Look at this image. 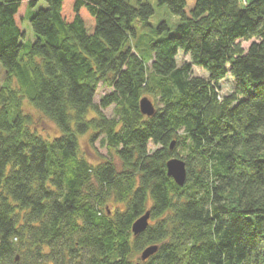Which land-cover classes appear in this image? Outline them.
<instances>
[{"label":"trees","instance_id":"1","mask_svg":"<svg viewBox=\"0 0 264 264\" xmlns=\"http://www.w3.org/2000/svg\"><path fill=\"white\" fill-rule=\"evenodd\" d=\"M38 1L0 0V264H264V0H158L177 33L144 52L133 23L154 13L146 1L44 0L31 39L22 24ZM26 102L56 135L36 130ZM86 133L119 162H90Z\"/></svg>","mask_w":264,"mask_h":264},{"label":"rangeland","instance_id":"2","mask_svg":"<svg viewBox=\"0 0 264 264\" xmlns=\"http://www.w3.org/2000/svg\"><path fill=\"white\" fill-rule=\"evenodd\" d=\"M126 1L131 5L138 4L137 3L138 0H126ZM143 1H146L153 6L154 13L147 20H135L133 23V27L136 32V37L134 38L133 41L136 45L139 46V49L137 48L139 52H144L147 50L150 40H155L160 37H166L172 34H176L177 33L176 27L177 24L179 23V17L173 14L169 10L167 5L160 4L158 0H143ZM246 2L247 0H241L242 4ZM46 6L47 3L44 0H39L37 4L34 6V8L29 9L27 11L26 17L22 24V29L26 33L27 37L33 39V34L29 24V16L34 11H37L38 9L44 8ZM163 23H165L167 27H162L161 30H159V26ZM248 43L249 42H244L243 46H247ZM177 61L179 65H182L183 63L189 62L190 59L186 54L180 51L177 55ZM192 70L194 75L204 76V77L207 76V72L197 65L192 64ZM1 73L2 74L4 73V69L0 63V74ZM233 89H234L233 79L230 75H228L220 82V93L222 95L229 94L232 92ZM108 91H109L108 88L104 86H100L97 89L94 100L98 102L100 97L104 93H107ZM150 99L154 103L153 99L152 98ZM26 107L28 111L33 112L35 125H36L35 128L41 135L45 137H53L58 133L57 127L53 121L43 116L40 112L34 109L27 102H26ZM104 113L110 116L111 107L105 109ZM79 143L82 154L90 162H96L99 159L103 158V156L109 157L114 161L119 162L116 155L113 152L110 153L108 149L105 146H103V144L100 141H96L92 143L90 141V135L87 133L84 135H80Z\"/></svg>","mask_w":264,"mask_h":264},{"label":"water","instance_id":"3","mask_svg":"<svg viewBox=\"0 0 264 264\" xmlns=\"http://www.w3.org/2000/svg\"><path fill=\"white\" fill-rule=\"evenodd\" d=\"M139 109L140 112L146 116H151L155 112L154 103L147 96H144L140 99ZM173 144L174 141H172L170 144L171 148L173 147ZM166 170H167V175L172 177V179L175 181L177 185L182 186L185 184L187 179V167H186V162L183 158L172 156L166 162ZM148 220H149V212L146 211L144 214L139 216L133 222L131 230L134 236H136L137 234L141 233L146 229V227L148 226ZM157 248L158 246L156 244L145 247L140 254V259L142 261L146 260L157 251Z\"/></svg>","mask_w":264,"mask_h":264},{"label":"bare ground","instance_id":"4","mask_svg":"<svg viewBox=\"0 0 264 264\" xmlns=\"http://www.w3.org/2000/svg\"><path fill=\"white\" fill-rule=\"evenodd\" d=\"M142 252V251H141ZM141 252L139 253V255H138V257L140 258V254H141Z\"/></svg>","mask_w":264,"mask_h":264}]
</instances>
